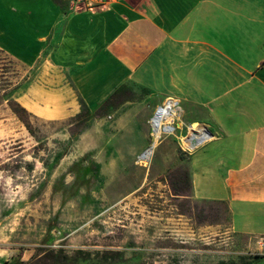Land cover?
Listing matches in <instances>:
<instances>
[{"label": "crops", "instance_id": "obj_1", "mask_svg": "<svg viewBox=\"0 0 264 264\" xmlns=\"http://www.w3.org/2000/svg\"><path fill=\"white\" fill-rule=\"evenodd\" d=\"M62 2L0 0V51L28 69L16 100L63 120L130 83L151 92L152 112L179 99L183 122L214 135L187 155L194 198L228 205L227 242L243 249L228 261L264 264V0Z\"/></svg>", "mask_w": 264, "mask_h": 264}, {"label": "rangeland", "instance_id": "obj_2", "mask_svg": "<svg viewBox=\"0 0 264 264\" xmlns=\"http://www.w3.org/2000/svg\"><path fill=\"white\" fill-rule=\"evenodd\" d=\"M0 64V264L235 263L227 253L243 249L227 242L226 202L174 195L173 172L174 185L181 171L193 182L177 140H164L150 167L139 164L148 89L130 83L122 102L86 105L79 118L33 116L29 130L8 104L28 69L1 51Z\"/></svg>", "mask_w": 264, "mask_h": 264}, {"label": "built area", "instance_id": "obj_3", "mask_svg": "<svg viewBox=\"0 0 264 264\" xmlns=\"http://www.w3.org/2000/svg\"><path fill=\"white\" fill-rule=\"evenodd\" d=\"M110 0H70L72 10L91 8L94 3L100 4ZM150 141L139 154L138 162L147 168L152 164L157 149L162 142L169 138H176L179 147L185 155H191L213 140L214 135L210 128L201 123L183 122V106L177 98H167L158 105L149 120ZM182 129L185 134L179 136Z\"/></svg>", "mask_w": 264, "mask_h": 264}, {"label": "trees", "instance_id": "obj_4", "mask_svg": "<svg viewBox=\"0 0 264 264\" xmlns=\"http://www.w3.org/2000/svg\"><path fill=\"white\" fill-rule=\"evenodd\" d=\"M2 52V51H1ZM1 66V64H0ZM5 68V67H3ZM6 86H8L9 88H11V84L10 83H5ZM4 87V86H3ZM124 87V86H123ZM122 87V88H123ZM122 88L118 89L106 102L105 104L111 103V102H117L119 99V95H121V90ZM5 91V90H4ZM120 101V100H119ZM115 102V103H116ZM122 102V99L121 101ZM1 104V103H0ZM8 104L11 108V110L13 111V113L15 115H17L19 117V119L24 123V125L31 130L32 129V125L30 122V118L33 117L32 114H30L16 99H8ZM82 112L79 113L76 118L82 117L83 114H85V112L88 111L87 106L83 103L82 104ZM175 175V172H173L170 176V180H171V186L172 189L174 191V195L178 196V197H189L190 196V192H191V188H192V182H191V177L188 171H181L179 177H177L178 181L177 185H174L172 177Z\"/></svg>", "mask_w": 264, "mask_h": 264}]
</instances>
